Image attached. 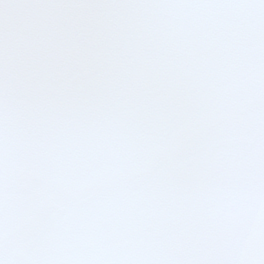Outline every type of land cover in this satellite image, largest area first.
<instances>
[{
    "label": "snow or ice",
    "instance_id": "obj_1",
    "mask_svg": "<svg viewBox=\"0 0 264 264\" xmlns=\"http://www.w3.org/2000/svg\"><path fill=\"white\" fill-rule=\"evenodd\" d=\"M0 264H264V0H0Z\"/></svg>",
    "mask_w": 264,
    "mask_h": 264
}]
</instances>
